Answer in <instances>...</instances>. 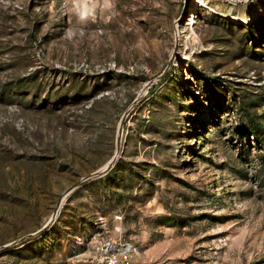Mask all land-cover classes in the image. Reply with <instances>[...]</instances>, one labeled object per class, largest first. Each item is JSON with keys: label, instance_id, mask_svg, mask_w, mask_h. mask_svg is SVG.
<instances>
[{"label": "rangeland", "instance_id": "obj_1", "mask_svg": "<svg viewBox=\"0 0 264 264\" xmlns=\"http://www.w3.org/2000/svg\"><path fill=\"white\" fill-rule=\"evenodd\" d=\"M114 213L139 262L264 264V0H0V264Z\"/></svg>", "mask_w": 264, "mask_h": 264}, {"label": "built area", "instance_id": "obj_2", "mask_svg": "<svg viewBox=\"0 0 264 264\" xmlns=\"http://www.w3.org/2000/svg\"><path fill=\"white\" fill-rule=\"evenodd\" d=\"M124 215L114 213L111 227L106 217L99 216L100 228L89 240V256L77 264H153L139 262L140 248L124 235Z\"/></svg>", "mask_w": 264, "mask_h": 264}, {"label": "water", "instance_id": "obj_3", "mask_svg": "<svg viewBox=\"0 0 264 264\" xmlns=\"http://www.w3.org/2000/svg\"><path fill=\"white\" fill-rule=\"evenodd\" d=\"M115 162V158H113L108 164L106 167L100 169V170H97L95 171L94 173L82 178L80 181H78L76 184L72 185L71 187H69L66 192L64 193L65 196H67L68 194H70L72 191H74L77 187H79L82 183L88 181V180H92V179H95L97 177H101L103 176L104 174H106L112 167H113V164ZM61 202H62V198L59 199L57 205H56V208L53 212V215H52V218L51 220H53L56 215H57V212L60 208V205H61ZM47 227V226H46ZM43 229H41L40 231L38 232H41Z\"/></svg>", "mask_w": 264, "mask_h": 264}, {"label": "bare ground", "instance_id": "obj_4", "mask_svg": "<svg viewBox=\"0 0 264 264\" xmlns=\"http://www.w3.org/2000/svg\"><path fill=\"white\" fill-rule=\"evenodd\" d=\"M227 9V8H226ZM232 10V9H231ZM236 11V10H235ZM228 12H229V10H228ZM237 12V11H236ZM239 14H243L244 13V11H240V12H238ZM235 18H237V16H236V14H235V12H234V15H233ZM107 166V164L104 166V167H106ZM65 198H66V196L64 195V197L62 198V202H61V205L63 204V202H64V200H65ZM61 205H60V207H61Z\"/></svg>", "mask_w": 264, "mask_h": 264}, {"label": "clouds", "instance_id": "obj_5", "mask_svg": "<svg viewBox=\"0 0 264 264\" xmlns=\"http://www.w3.org/2000/svg\"><path fill=\"white\" fill-rule=\"evenodd\" d=\"M85 9L87 8V0H84Z\"/></svg>", "mask_w": 264, "mask_h": 264}]
</instances>
